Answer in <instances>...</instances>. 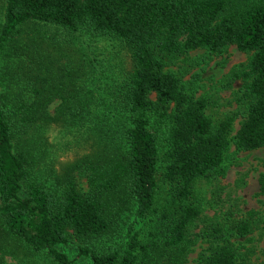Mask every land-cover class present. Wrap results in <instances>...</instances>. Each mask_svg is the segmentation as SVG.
Returning <instances> with one entry per match:
<instances>
[{
	"label": "trees",
	"instance_id": "trees-1",
	"mask_svg": "<svg viewBox=\"0 0 264 264\" xmlns=\"http://www.w3.org/2000/svg\"><path fill=\"white\" fill-rule=\"evenodd\" d=\"M32 21L124 41L134 67L122 82L109 79L100 95L71 80L37 88L11 109L0 90V264L21 250L67 264L60 246L75 239L87 264H181L202 212L195 182L225 173L232 140L237 150L264 146V0H6L0 57L18 28ZM232 44L253 53L230 74L243 79L248 100L231 137L233 117L213 122L207 99L166 67L191 50L221 54ZM53 122L92 141V151L74 161L87 177L86 192L68 170L54 182L34 173L36 156L21 133L35 128L41 137ZM162 182L169 188L163 202ZM259 185L264 193V171ZM129 213L154 224L145 232L131 224L115 243V237L96 240L113 236ZM252 228V219L241 217L203 230L213 238L204 264H252L238 257L232 240Z\"/></svg>",
	"mask_w": 264,
	"mask_h": 264
},
{
	"label": "rangeland",
	"instance_id": "rangeland-1",
	"mask_svg": "<svg viewBox=\"0 0 264 264\" xmlns=\"http://www.w3.org/2000/svg\"><path fill=\"white\" fill-rule=\"evenodd\" d=\"M5 7L6 0H0V28ZM252 53L235 44L221 54L209 55L204 48H197L169 63L166 69L175 71L194 96L207 99L206 113L213 122L233 117L232 137L247 113L248 100L244 96L243 79H232L230 74L244 68ZM133 67V50L124 41L87 29L70 31L58 24L32 21L18 28L0 57V90L7 94L11 109L19 101L33 98L37 88L70 84L71 80L85 91L93 89L100 95L105 93L109 79L122 82ZM151 97L156 96L153 93ZM57 104L58 99L49 105L50 113H55ZM41 135L38 136L35 128L21 133L22 143L26 148L31 147L36 156L33 166L36 176L42 181L54 182L57 174L63 175L68 170L78 188L86 192L87 177L74 161L92 151V141L80 130L54 122L44 127ZM224 171L223 175L214 174L195 182L202 212L189 229L192 243L181 264H204L213 238L209 241L202 231L241 217L251 218L253 228L249 234L232 239L238 257L252 264H264V193L259 185V176L264 171V146L237 150L232 140ZM167 185L162 182L161 202L168 194ZM131 224L145 232L154 222L129 213L122 217L113 236L96 240L103 242L115 237L112 240L115 243L124 238ZM79 244L75 239L60 246L69 256L67 264L91 262L79 254ZM6 259L10 264H56L42 257L28 256L23 250L13 256L6 255Z\"/></svg>",
	"mask_w": 264,
	"mask_h": 264
}]
</instances>
